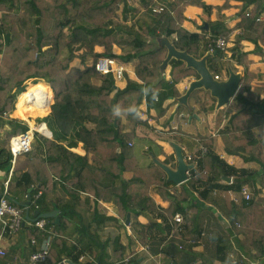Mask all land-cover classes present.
Instances as JSON below:
<instances>
[{
	"label": "trees",
	"instance_id": "16d2710c",
	"mask_svg": "<svg viewBox=\"0 0 264 264\" xmlns=\"http://www.w3.org/2000/svg\"><path fill=\"white\" fill-rule=\"evenodd\" d=\"M160 4L165 6L164 11L154 13L153 8ZM189 6L207 9L203 0H165L164 3L159 0H0V125L5 122L7 126L4 133L7 143L30 127L37 130L34 146L39 151L17 157L13 165L10 149L0 146V171L5 172V177L12 172V179L25 199L30 189L33 200L42 192L37 203V211L41 213L46 211L42 206L46 197L61 184L73 198L85 194L88 200L112 206L124 222L131 215L142 244L149 241V229L160 224L177 225L176 214L183 216L182 225H185L189 210L197 209L195 201L211 204L227 223L230 240L240 257L235 263H227L222 255V264H264V76L252 70L254 62L249 58L250 53L238 47L232 49L231 58L244 68V75L238 94L224 108L229 120L219 136L227 155L241 157L253 167L231 166L213 151V139L183 133V145L188 153L200 155L201 147L207 152L198 159L196 170H191L190 179L177 185L168 181L167 173L156 164L140 167L134 153L138 128L149 127L141 117L143 100L150 96L162 106L171 96L179 97L177 84L187 78H200L184 61L173 59L167 79L164 68L168 48L155 44V40L165 37L172 40L177 50L196 59L209 51L210 38L205 33H190L183 27ZM226 7L228 0L219 10ZM133 9L143 13L137 23H129L126 17ZM263 12L264 2L259 1L249 16L241 15L242 21L234 29L226 30L216 23L213 38L228 42L235 30L242 29L248 34L245 40L254 44L256 54L263 57L264 21H257ZM120 13L124 18L117 20ZM115 46L122 54L113 52ZM97 48L104 51L98 52ZM45 53L54 54L55 58L40 67L38 58ZM226 56L225 52L217 51L211 61L221 62ZM101 58L130 65L138 81L127 80L126 86L119 88L113 74L99 80L101 75L95 65ZM89 59H92L90 64ZM37 80L50 86L44 87L43 95ZM31 81L33 85L28 86ZM17 93L23 95L18 102ZM189 101L195 102L204 114L217 105V99L204 89L195 90ZM24 103L40 115L50 114L36 126L23 114L30 127L19 121L17 111L12 113L18 114L14 119L8 118L15 104L21 111ZM36 103L46 110L36 108ZM115 106L121 109L119 116L113 114ZM132 108L138 110L139 118L128 113ZM49 131L51 138L46 137H50ZM80 143L86 152L84 156L72 151ZM245 187L251 193L249 200L241 194ZM214 193L215 197L210 199ZM155 196L167 201L169 207H160ZM10 201L19 207L24 205V201L20 203L12 195ZM57 208L59 222L47 218L54 225L57 237L43 264H60L65 260L80 264L78 247L68 248L63 238L76 211L68 209L64 199L58 200ZM29 212L33 217L36 209L30 208ZM145 217L146 223L139 221ZM195 219L197 222L198 217ZM21 233L32 254L37 248L32 239L40 243L42 233L27 224L14 237ZM119 251L117 258L122 261L125 258L122 259ZM144 253L150 257V251ZM133 255L128 256L130 263L140 264ZM105 262L100 257L99 261L88 264Z\"/></svg>",
	"mask_w": 264,
	"mask_h": 264
},
{
	"label": "crops",
	"instance_id": "0c3cea01",
	"mask_svg": "<svg viewBox=\"0 0 264 264\" xmlns=\"http://www.w3.org/2000/svg\"><path fill=\"white\" fill-rule=\"evenodd\" d=\"M203 1L207 9L195 6H189L186 9L184 13L186 20L183 27L190 33H205L207 38L214 37L216 23H221L226 30H232L242 21V14L253 10L257 2H264V0H228V7L220 11L219 9L226 4L227 0ZM159 2L164 3L165 0H159ZM137 5L136 3L135 6ZM128 12L126 17L129 23H137L143 16V13L135 12L134 9ZM260 19L264 21V12L260 15ZM247 36L248 34L244 30H235L227 42L228 50L225 51L227 56L221 62L211 61V55H216V52L211 55L206 52L201 59L196 60L205 59V65L213 78L219 77L218 82L227 81L232 74L239 75L242 78L244 68L238 66L231 58L232 49L238 47L243 49L244 52L250 53L249 58L254 62L252 70L264 76V56L256 54L255 45L245 40ZM155 44L158 46L164 44L166 47L172 45L175 48L172 40L165 37L155 40ZM97 51L103 52L102 50ZM115 54L119 55L120 52ZM170 62L164 68V76L167 79H170ZM128 66L131 67L130 65L125 66L126 73L123 81L119 83L121 86L119 88H124L127 80L138 81L132 68L129 69ZM129 70L131 71L129 72ZM198 79L191 77L177 84L176 89L179 92V97L174 98L171 96L163 102L162 106L157 104V100L152 101L153 99L149 95L148 99L143 100L140 107L141 117L148 122L149 127L138 128V139L134 142V153L140 167L146 168L153 163L168 173L178 169L177 148H180L184 159L189 154L199 155V152L188 153L186 151L183 145V133L213 139V151L221 159L224 160L225 158L231 166L239 169L253 167L245 163L241 157L227 155L224 150L219 134L226 127L229 120L224 111L227 105L225 107H217L216 105L214 110L204 114L199 112L200 109L195 102L189 101L193 92L186 98L192 83ZM123 82L125 83L124 87H122ZM208 92L210 93V91ZM3 124L5 122H2L0 127ZM2 141L4 144L0 143L1 147L6 144L4 139ZM72 151L81 156L86 155L82 143ZM37 152L39 153L38 150ZM5 176V172L0 171V182L7 180L8 177ZM13 188L18 191V194L13 191ZM10 191L13 197L19 201L23 200L25 203V195L17 189L12 177ZM151 194H154L153 190ZM215 195L214 193L210 199H213ZM61 199L66 201L68 209L76 211V215L72 218L70 227L65 231L63 238L67 242L68 248L78 247L80 253L78 262L80 264L99 261L100 257L107 264H120L121 260L119 261L117 258L118 250H120L119 252L122 251V259L134 254L132 257H136L140 264H149L152 261L155 264H214V260L215 264H222V255L225 256L227 263H235L240 258L236 245L230 240L227 223L220 219L219 212L213 205L205 204L202 201H195L197 209L189 210L185 225L160 224L154 229H149V241L142 244L139 242L134 225H132L134 220L130 218V222L127 224L119 218L112 206L88 200L85 194L73 198L71 195L66 194L61 184L57 185L53 194L46 197L42 205L46 210L45 213L57 211V218H59L60 210L57 208V204L58 200ZM155 199L160 207H169L167 201H162L158 196H155ZM196 216L198 219L197 222H194ZM151 218L155 220L154 217L151 216ZM147 220L145 217L140 218L139 221L146 223ZM143 245L149 246L150 257L144 251H141ZM1 246L6 250L7 256L5 259H0V264L7 261L14 264L28 263L31 250L24 234L21 233L14 238L3 240ZM65 261L74 264L71 260Z\"/></svg>",
	"mask_w": 264,
	"mask_h": 264
},
{
	"label": "built area",
	"instance_id": "2783aa9c",
	"mask_svg": "<svg viewBox=\"0 0 264 264\" xmlns=\"http://www.w3.org/2000/svg\"><path fill=\"white\" fill-rule=\"evenodd\" d=\"M165 9L163 4H160L158 7L153 8L154 13H161ZM246 16H249V11L245 13ZM261 19H257L260 21ZM228 50V43L221 38L212 39L210 38L209 45V53L213 54L217 51L225 52ZM95 68L97 72L102 75L113 74L116 82L122 81L124 79V75L126 73V69L124 65L118 64L116 65L114 59L110 58H101L97 61ZM219 79L218 76L215 77ZM37 130H28L24 133L15 135L11 138L9 142V149L12 154V164H15L16 158L25 154H31L33 151V146L35 142V133ZM42 134V133H41ZM44 135V134H43ZM201 154L194 155L189 154L185 157V162L189 165H192V169L196 167L198 159L204 155L207 150L204 148H200ZM221 158V157H220ZM225 160V158H224ZM226 161V160H225ZM228 163V161H226ZM188 170L187 174L190 179V172ZM11 177L12 172L2 184H0V259L6 258V250L2 248L1 242L5 238L14 237V235L25 225L27 224L29 227L40 231L43 235V241L40 243L37 239H32V244L36 246V251H34L28 260L27 264H43L47 261L50 249L52 247L53 240L57 237V234L54 231V225H50L47 218L38 217L35 221H28L27 214H30V208L39 210V206L37 205L38 200L42 196V192L39 191L38 194L34 197V200L31 199V203L28 207H19L18 205H14L10 201L11 195ZM232 179H230V183ZM242 196L246 200L251 198V193L247 187L243 188ZM27 200V196L25 201ZM41 213V212H40ZM175 222L178 226H182L183 224V216L181 214H176L174 217ZM141 251L147 252L149 251L148 245H143L141 247ZM4 264H14L12 262H5ZM120 264H131L130 257H126L124 260L120 262Z\"/></svg>",
	"mask_w": 264,
	"mask_h": 264
},
{
	"label": "water",
	"instance_id": "95a60500",
	"mask_svg": "<svg viewBox=\"0 0 264 264\" xmlns=\"http://www.w3.org/2000/svg\"><path fill=\"white\" fill-rule=\"evenodd\" d=\"M167 48H169V51H168L167 59L165 61V65L168 62H170V60H172L173 58L177 60H182L187 64L188 68L194 69L200 76L198 80L192 83L186 98L190 96V94L195 90L204 88V90L206 89V91H210L212 97L217 99V107H225L238 94L241 87L240 85L241 77L239 75L232 74L227 81L218 82V79L213 78L207 66L205 65V59L198 61L196 60L195 57L189 55L187 52L177 51L172 45H167ZM215 54H217V52ZM49 133H50V137L46 135L45 136L51 138L52 132L49 131ZM176 157L178 159V169L176 171H169L167 173L168 181H172L177 185H181L188 181L189 177L187 172L188 170L192 169V166L186 164L180 148H177ZM226 180L230 182V179H226ZM31 192L32 189L28 191L27 200L24 203L25 207H28L31 203V199H32ZM57 215H58L57 211L51 213H40V211H36L33 217H30L29 214H27V220L35 221L38 217L54 218L55 222L58 223L59 218H57ZM130 218L131 215H128L126 220L127 224H129ZM60 264H72V263H70V261H64L61 262Z\"/></svg>",
	"mask_w": 264,
	"mask_h": 264
},
{
	"label": "rangeland",
	"instance_id": "374dc122",
	"mask_svg": "<svg viewBox=\"0 0 264 264\" xmlns=\"http://www.w3.org/2000/svg\"><path fill=\"white\" fill-rule=\"evenodd\" d=\"M122 17L124 18V16H123V14L122 13H120L119 15H118V17H117V20H121L122 19ZM97 50H102V51H104V49L103 48H97ZM113 52L114 53H116V52H120V54H122V50L120 49V48H118L117 46H115L114 48H113ZM55 58V55L54 54H50V53H45L42 57H39L38 58V64H39V66L40 67H42V66H44L45 65V63L46 62H48V61H51V60H53ZM91 60L92 59H89V64H90V62H91ZM115 60V63H116V65H118V64H121V65H124V67L125 66H127L126 64H124V63H121L122 61H120V62H118L117 61V59H114ZM77 65V64H76ZM127 68H129V69H131V67H127ZM125 69H126V67H125ZM131 70H129V72H130ZM100 79H103V76L101 75V77H99V80ZM123 81V80H122ZM26 83V82H25ZM24 83V84H25ZM119 83H121V81H117L116 82V86H118V87H121L120 85H119ZM23 84V85H24ZM30 85H33V83H32V81L28 84V86H30ZM37 85L40 87V89H41V92H42V95H43V89H45L44 87L45 86H49V85H47V84H45V82L44 81H42V80H40V81H38L37 80ZM125 86V83L123 82V84H122V87H124ZM50 87V86H49ZM16 90V89H15ZM15 90H14V92L13 93H15ZM17 95H18V99H17V102L18 101H20V99H23V95L22 94H18L17 93ZM16 98V97H15ZM44 99V98H43ZM43 99H42V101H43ZM15 102H16V99H15ZM16 102V103H17ZM35 105V107L36 108H38V109H40V110H46V108H42L41 106H43V105H40V103H37V104H34ZM15 107H14V110L9 114V116H8V118H12V119H14V117L15 116H17L18 114V119H19V121H23V123H27L28 125H29V123L23 118V114L24 115H26V117L31 121V123H32V125L33 126H36V124L38 123V121L41 119H45L46 120V118L48 117V115L50 114V113H48V114H46V115H40V114H38V113H36L33 109H31L30 108V105L28 104V103H24L23 104V107H22V110L20 111V110H18L17 108H16V104L14 105ZM44 107V106H43ZM14 111H17L18 112V114H17V112H15L14 114H12ZM51 111V110H50ZM21 119V120H20ZM44 125H45V122H44ZM46 126V125H45ZM6 125L5 124H3L2 125V127H0V129H1V131H0V143L1 144H4L3 143V141H2V139H4V141H6V144L3 146L7 151H8V149H9V143H7V139L5 138V130H6ZM47 127V126H46ZM3 128V129H2ZM48 129V128H47ZM38 139L40 140V137H38ZM39 140H38V143H39ZM36 143V142H35ZM38 145V144H37ZM33 154H39L38 152H37V147L36 146H33ZM13 191L16 193V194H18V191L17 190H14V188H13ZM23 200H21V201H18V202H22Z\"/></svg>",
	"mask_w": 264,
	"mask_h": 264
},
{
	"label": "clouds",
	"instance_id": "9594fccd",
	"mask_svg": "<svg viewBox=\"0 0 264 264\" xmlns=\"http://www.w3.org/2000/svg\"><path fill=\"white\" fill-rule=\"evenodd\" d=\"M153 98L154 99L156 98V94L155 93H153ZM127 111H128L129 114H132V115L136 116L137 118H139L140 113L138 112L137 109L132 108V109H128ZM113 114L116 115V116H119L121 114V109H120L119 106H115L113 108ZM45 125H46V123H45Z\"/></svg>",
	"mask_w": 264,
	"mask_h": 264
},
{
	"label": "bare ground",
	"instance_id": "6f19581e",
	"mask_svg": "<svg viewBox=\"0 0 264 264\" xmlns=\"http://www.w3.org/2000/svg\"><path fill=\"white\" fill-rule=\"evenodd\" d=\"M52 91V90H51ZM29 127H30V125H29ZM30 130H34V129H32L31 127H30Z\"/></svg>",
	"mask_w": 264,
	"mask_h": 264
}]
</instances>
